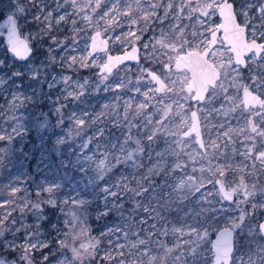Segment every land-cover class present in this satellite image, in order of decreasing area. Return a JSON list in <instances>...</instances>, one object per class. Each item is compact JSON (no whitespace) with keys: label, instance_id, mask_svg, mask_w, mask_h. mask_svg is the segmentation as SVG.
I'll use <instances>...</instances> for the list:
<instances>
[{"label":"rangeland","instance_id":"rangeland-1","mask_svg":"<svg viewBox=\"0 0 264 264\" xmlns=\"http://www.w3.org/2000/svg\"><path fill=\"white\" fill-rule=\"evenodd\" d=\"M222 1L10 0L12 6L6 14L15 15L22 36L30 42L36 38V29L33 32L26 26L27 12L39 22V32L55 35L49 60L56 67L50 65L52 73L48 78L42 75L44 78L38 83L24 87L19 68L36 74L39 69L34 59L16 69L0 55V164L16 155L17 143L21 148L20 143L32 129L49 128L54 122L55 116L43 112L36 118L33 112L40 101L50 96L42 90L45 82L53 92L54 101L49 103L55 108L71 98L103 88L114 89L117 92L105 96L101 107L93 112L74 109L68 131L61 128L54 132L56 140H64L74 133L76 126H84L87 121L94 123L88 139L91 144L83 138L88 134L81 132L71 162L89 175L90 168L118 161L130 153L129 125H125L122 140L108 143L104 134L106 120L115 125L125 123L117 109L120 103L127 114L135 113L149 133L145 139L151 141L150 146L143 150L141 161L152 160L161 167L170 163L180 171L172 175L170 193L175 196L172 208L182 214V222L172 224L169 215L161 211L152 214L153 210L147 208L140 221L149 222L151 215V228L184 239L183 243L218 233L223 227H233L236 250L232 264H264V236L260 231L264 220V110H246L242 102L245 88L264 95V54L257 58L253 53L247 67L242 68L234 62L230 47L220 40L210 59L222 75L203 103L195 102V92L187 88L191 80L189 72L173 67L179 54L208 47L210 34L220 24L217 10ZM236 10L240 21L248 27L249 40L264 42V0H237ZM0 25V35H4L9 23L0 21ZM98 30L110 41L112 53L124 52L138 44L141 62L124 64L111 75L97 77L107 56V53L90 54L91 38ZM168 64L171 68H167ZM149 71H157L163 77L168 85L165 93L157 92ZM194 109L201 117L205 151L195 136H182L191 126ZM156 131L162 134L161 144L150 135ZM14 166L9 173L0 166V264H30L34 250L46 246L59 252L53 264H79V258L85 259L90 254L79 242L90 239L91 230L79 222V215L76 218L70 213H79L93 200L86 178L66 179L60 173L42 170L35 179L27 165ZM131 170L135 174L137 166L131 164ZM190 170L201 171L196 181ZM218 179L235 195L234 201L222 197ZM119 182L107 183L102 188V212L118 201ZM129 182L127 178L124 185L129 186ZM47 207L58 211L59 219L50 226L52 231H43L33 224V219ZM136 216L133 211L128 214L129 233L117 239L120 243L128 242L131 264H147L150 248L147 235L131 234L138 221ZM212 216L220 220L221 227L210 221ZM65 248L70 252L65 253ZM203 248H198L196 254L203 263L213 264L212 244L211 254ZM172 259L174 262L168 264H190L181 254Z\"/></svg>","mask_w":264,"mask_h":264},{"label":"trees","instance_id":"trees-1","mask_svg":"<svg viewBox=\"0 0 264 264\" xmlns=\"http://www.w3.org/2000/svg\"><path fill=\"white\" fill-rule=\"evenodd\" d=\"M237 5V0H233ZM10 0H0V21H5L7 18L6 11L12 5L9 4ZM29 11L28 9L26 12ZM27 21V28L34 32L36 29V38L31 41V45L34 48V53L30 59H34L35 63L38 65L36 74L28 73L23 67L19 68L21 74L20 79L22 84L28 86L32 83H38L42 75L47 76V78L52 73L50 65L56 67L49 60L50 47L52 46V38L55 36L53 33L44 34L39 32V22L34 19L30 12L25 15ZM0 55L3 56L8 63H11L12 68L18 69L19 66L25 65L23 62L18 61L14 55L9 51L8 44L6 42L5 36L0 35ZM29 60V59H28ZM27 60V61H28ZM44 69H41V66ZM17 65V66H16ZM41 69V70H40ZM97 77H101L98 73ZM49 94L48 98L40 101L34 109V115L38 118L43 112L48 113L53 118V123L49 128H35L32 129L30 133L26 135L27 139L20 143L22 147H18L17 143V153L14 155L10 161H4L0 164L4 171L10 172L14 165L18 163L27 165V168L32 173L35 179L39 178V174L42 170L53 171L60 173L64 178L71 179L79 177H85L88 189L92 192L93 200L88 202L83 210L79 213L74 211L70 214L72 217L79 215V222L86 224L91 230V237L88 240H83L79 242L82 247L85 246L90 251L85 259L84 257L79 258V264H131L130 261V249L128 242L125 241L120 243L117 239L119 236L122 238L129 233V228L127 227L128 214L130 212H135L138 221L132 227L131 234L145 233L149 240V252L146 259L147 264H168L169 262H174L175 254H181L185 256L186 261L190 264H205L200 255H197V249L205 247L208 252L211 249V244L217 232H211L208 236H204L201 239L199 237H194L193 239H175L171 233L162 232L159 229L151 228V215H149V222H141L140 217L144 214V210L147 208L153 210L152 214L157 211H161L164 214L169 215L172 224L179 225L182 222V214L177 212L172 208V200L175 196L171 194L172 190V175L174 173L178 174L180 171L176 170L174 166L168 163L166 166L161 167L149 161H141V154L143 150L149 148L150 142L145 139V136L149 133L143 129V125L140 120L135 116V113L127 114L123 106L119 103L118 111L125 118V123H119L117 125L112 124L110 120L104 122L105 129L104 134L108 136V143L112 140L118 139L122 140L123 131L127 125L132 130L131 136L128 138L130 145V153L124 158L115 162H103L95 169L90 168L89 175L87 172H81L78 167L71 162L70 158L74 150L76 149L77 142L82 138V133L88 134L86 137V142L92 136L94 130V123L91 124L90 121L84 126H76L74 133L70 134L66 139L59 140L54 138V132L59 129H70V122L72 120L71 114L74 109H88L93 112L94 110L101 107L103 104L104 97L110 94H115L117 91L111 89H101L95 93L85 95L80 98H71L59 108H55L49 102L54 101L52 90L49 88L47 82L44 83L42 88ZM34 107V106H33ZM61 121V123H60ZM126 125V126H125ZM50 128L51 132H50ZM85 130V131H84ZM90 135V137H89ZM152 139H157L158 143L161 144L162 134L156 131V134L150 133ZM148 143V144H147ZM88 144H91L88 142ZM148 145V146H146ZM135 151V152H134ZM138 155H140L138 157ZM41 156V157H40ZM27 159V160H25ZM103 160V159H102ZM173 160V159H171ZM142 163H141V162ZM140 162V163H139ZM169 162H171L169 160ZM137 166V172L135 174L130 171V165ZM153 167V168H152ZM149 168V169H148ZM152 169V170H150ZM7 173V174H8ZM193 181H196L201 174V171L190 170ZM6 175V173H5ZM129 186H125L127 178ZM5 179V178H4ZM120 181V186L118 188V201L111 204L107 211H101L102 207V188L110 182ZM4 181H2V184ZM97 192V193H96ZM204 203L201 200V203ZM2 207L0 206V211ZM72 211V210H71ZM165 216V217H166ZM200 216L197 217L200 221ZM203 218V217H202ZM59 219L58 211L54 208L47 207L43 211L41 216L33 219V224L42 228L43 231L51 230V223L54 220ZM208 219V218H207ZM210 221L217 227H221L222 223L220 220L215 219L213 216L209 218ZM127 227V228H126ZM32 228H34L32 226ZM31 227L27 232L31 231ZM52 231V230H51ZM38 232V231H37ZM51 246L43 247L39 250H34L32 255V261L30 264H53L56 256L59 254L57 250H52ZM204 249V248H203ZM194 251V253H193ZM70 250L65 248V253H69ZM211 254V252H209ZM208 253V254H209ZM47 254V255H46ZM137 264V263H136Z\"/></svg>","mask_w":264,"mask_h":264},{"label":"water","instance_id":"water-1","mask_svg":"<svg viewBox=\"0 0 264 264\" xmlns=\"http://www.w3.org/2000/svg\"><path fill=\"white\" fill-rule=\"evenodd\" d=\"M217 15L220 18V24L210 34L208 47L204 50H186L178 55L173 65L178 71L189 72L191 80L187 88L195 92L193 99L199 103L206 100L211 87H215L221 78V69L210 59L211 52L220 40L230 47L236 65L243 68L247 67L248 58L253 53L257 58H260L264 53V42L249 40L248 27L239 20L233 0H223L217 10ZM7 21L9 25L6 28L5 39L8 49L18 61L25 62L32 57L34 48L30 41L19 33L15 15H8ZM89 51L91 55L107 53L106 62L98 71L100 75L108 76L124 64L141 62V47L138 44H134L124 52L112 53L110 41L104 37L100 30L93 33ZM167 68H171V65L168 64ZM148 75L156 85L157 92L165 93L168 85L159 72L149 71ZM261 100V96L253 90H244L243 101L246 108L258 106ZM191 117V126L182 133V136L185 138L195 136L199 147L205 151L202 121L197 109L192 111ZM216 183L225 200L229 202L235 200V195L230 193L222 180L218 179ZM260 231L264 236V220L260 223ZM212 250L213 264H232L236 250V229L233 227L221 228L213 239Z\"/></svg>","mask_w":264,"mask_h":264},{"label":"flooded vegetation","instance_id":"flooded-vegetation-1","mask_svg":"<svg viewBox=\"0 0 264 264\" xmlns=\"http://www.w3.org/2000/svg\"><path fill=\"white\" fill-rule=\"evenodd\" d=\"M235 3V2H234ZM236 5V4H235ZM236 12H237V10H236ZM238 14V13H237ZM239 17V16H238ZM16 19V18H15ZM6 20H7V18H6ZM240 20V19H239ZM4 36H5V34H4ZM31 43V42H30ZM264 54V53H263ZM243 68V67H242ZM246 68V67H245ZM252 90V89H248V88H245L244 90ZM244 90H243V94H244ZM254 92H256L257 94H259L260 96H261V98H262V100H261V103L258 105V106H251V107H249V108H246L245 107V104H244V101H243V94H242V102H243V106H244V108L246 109V110H248V109H255L256 111H261V110H264V95L262 94V93H260V92H257V91H255V90H253Z\"/></svg>","mask_w":264,"mask_h":264},{"label":"snow or ice","instance_id":"snow-or-ice-1","mask_svg":"<svg viewBox=\"0 0 264 264\" xmlns=\"http://www.w3.org/2000/svg\"><path fill=\"white\" fill-rule=\"evenodd\" d=\"M0 27H2V25H0Z\"/></svg>","mask_w":264,"mask_h":264}]
</instances>
